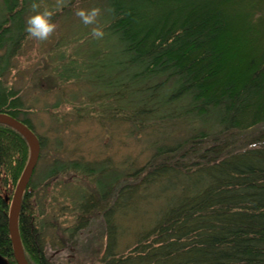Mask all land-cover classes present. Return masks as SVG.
Instances as JSON below:
<instances>
[{"label":"trees","instance_id":"obj_1","mask_svg":"<svg viewBox=\"0 0 264 264\" xmlns=\"http://www.w3.org/2000/svg\"><path fill=\"white\" fill-rule=\"evenodd\" d=\"M45 1L4 0L0 13V113L27 125L42 150L46 139L25 103L1 80L29 37L32 3L43 11ZM89 4L100 10L104 36L96 50L86 41L89 59L62 65L56 79L91 88L102 107L98 121L129 125L151 156L143 165L56 159L38 177L36 168L18 217L25 259L52 264L48 224L33 201L44 184L75 173L95 189L75 191L68 231L79 237L100 219L98 264H264V0ZM29 159L24 137L0 124V256L7 264L17 262L8 229L13 199L4 191L10 180L18 185ZM129 211L137 221L125 229Z\"/></svg>","mask_w":264,"mask_h":264},{"label":"rangeland","instance_id":"obj_2","mask_svg":"<svg viewBox=\"0 0 264 264\" xmlns=\"http://www.w3.org/2000/svg\"><path fill=\"white\" fill-rule=\"evenodd\" d=\"M72 2L73 10L70 14L65 13L64 8ZM3 7L4 0H0V13ZM42 7L43 11L45 8L53 11L55 31L46 41L26 38L22 51L13 60L11 71L1 80L3 90L17 92L16 97L25 103L26 117L31 119L37 134L46 139L47 147L41 149L37 177L56 159L96 163V159L111 157L118 165L127 160L143 165L151 156L145 140L130 135L127 124L111 125L98 121L96 116L102 113V107L91 99L96 97L90 95L91 88L75 81L63 84L56 79L62 65L75 59L80 63L84 58V61L89 59L86 47H82L86 41L89 50H96V38L91 33L94 27H100V15L93 25H85L77 16L80 10L92 9L89 0H46ZM57 103H60L59 107H55ZM83 108L89 109L81 110ZM16 188L17 185L10 180L4 193L13 199ZM78 189L92 192L95 185L90 178L69 173L47 186L44 184L33 201L35 215H39L41 223L48 224L45 250L52 264L66 263L67 259L78 264H98L100 244H103L98 235L100 219L95 216L90 229L79 237H72L68 231L75 215L72 199ZM132 213L129 211L123 220L127 226L125 229L137 221ZM77 239L79 244L76 245L73 242ZM123 242L129 244L128 235Z\"/></svg>","mask_w":264,"mask_h":264},{"label":"water","instance_id":"obj_3","mask_svg":"<svg viewBox=\"0 0 264 264\" xmlns=\"http://www.w3.org/2000/svg\"><path fill=\"white\" fill-rule=\"evenodd\" d=\"M0 124L9 126L16 130L18 134H21L30 148V159L29 163L23 174L21 175V179L17 185L15 195L13 196L12 206L10 207V215H9V231L11 235V240L14 249V257L17 264H29L25 259L24 250L22 246V242L19 235V215L21 210V204L23 200V196L25 191L30 184L32 179V174L37 168L40 153H41V143L36 134L24 123L13 118L12 116L4 113H0ZM0 264H7L5 260L0 256Z\"/></svg>","mask_w":264,"mask_h":264},{"label":"clouds","instance_id":"obj_4","mask_svg":"<svg viewBox=\"0 0 264 264\" xmlns=\"http://www.w3.org/2000/svg\"><path fill=\"white\" fill-rule=\"evenodd\" d=\"M39 7V4L32 3L31 10L34 14L26 18L25 31L32 38L39 41H46L56 28V25L52 22L54 13L47 8L44 11H38ZM76 14L85 25H93L96 23L100 10L97 8H93L90 11L80 10ZM91 34L96 39H102L104 36V32L100 27H94ZM252 147H255V145Z\"/></svg>","mask_w":264,"mask_h":264}]
</instances>
